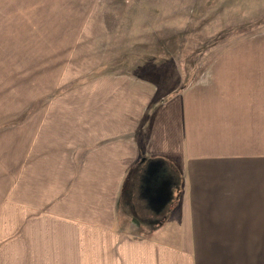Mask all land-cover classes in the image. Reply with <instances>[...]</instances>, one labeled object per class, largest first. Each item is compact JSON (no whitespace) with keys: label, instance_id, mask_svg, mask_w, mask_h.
<instances>
[{"label":"crops","instance_id":"1","mask_svg":"<svg viewBox=\"0 0 264 264\" xmlns=\"http://www.w3.org/2000/svg\"><path fill=\"white\" fill-rule=\"evenodd\" d=\"M67 40V57L78 56V40ZM242 61L217 64L210 77L163 99L153 83L131 74L80 80L98 62L58 64L38 82H25L29 70L15 79L7 64L0 217L16 218L33 234L48 218L90 228L103 237L87 242L101 264H264V81H255L264 71ZM144 167L167 168L180 191L165 206L167 189L154 212L158 192L148 185L141 207L152 214L150 231L133 238L115 228L116 216L124 215L131 181ZM167 232H176L173 241ZM78 245L60 246L62 263H75ZM36 248L45 264L46 245Z\"/></svg>","mask_w":264,"mask_h":264},{"label":"rangeland","instance_id":"2","mask_svg":"<svg viewBox=\"0 0 264 264\" xmlns=\"http://www.w3.org/2000/svg\"><path fill=\"white\" fill-rule=\"evenodd\" d=\"M67 38L78 40L74 47L78 56L67 57ZM239 61L264 71V0H0V82L7 76V64L14 65L10 74L15 79L22 80L17 73L29 70L25 82L30 78L38 82L46 80L39 76L58 64L81 68L98 62L80 80L131 74L153 83L163 99L198 78L210 77L219 71L217 64ZM255 79L263 82L264 72ZM150 164L162 166L157 161ZM133 178V192L128 194L124 215L117 213L115 228L141 238L150 231L145 224L152 214L141 207L146 205L148 185L158 192L150 201L154 212L166 202L167 189L170 199L165 206L179 196L180 189L178 177L167 168L144 167L140 177ZM178 219L174 217L173 226ZM22 224L16 218L0 217V264H40L44 259H38L35 249L44 244L45 264H64L60 256H65L66 249L59 248L76 240L74 264H96V260L101 264V256L92 254L93 249L89 255L87 248V242L103 239L92 229L60 227L48 218L35 223L40 232L33 234ZM174 235L166 239L173 241ZM23 253L27 258L23 259Z\"/></svg>","mask_w":264,"mask_h":264}]
</instances>
